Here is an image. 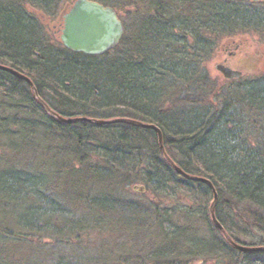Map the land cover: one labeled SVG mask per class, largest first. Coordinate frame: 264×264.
<instances>
[{
  "label": "trees",
  "instance_id": "trees-1",
  "mask_svg": "<svg viewBox=\"0 0 264 264\" xmlns=\"http://www.w3.org/2000/svg\"><path fill=\"white\" fill-rule=\"evenodd\" d=\"M64 1L12 0L0 7V64L27 76L38 96L63 118H127L156 125L170 158L185 173L212 182L218 194L216 216L226 232L241 244L232 231L264 237V75L237 84L212 79L208 71L224 40L255 35L264 42V0L137 2L120 45L103 56L66 49L30 10L53 16ZM93 1L116 8L113 0ZM2 80L34 107L22 123L29 130L28 146L39 126L71 141L77 155L83 151L90 159L96 153L100 160L90 161L89 174L77 172L95 187L143 184L148 192L199 190L214 199L208 184L181 177L165 160L157 132L124 123L61 122L44 111L24 79L0 71ZM45 182L42 174L11 168L0 172V194L24 204L25 229L70 244L80 237L81 222L48 194ZM92 200L110 219L128 224L146 216L145 208L116 196L99 193ZM147 217L154 219V214ZM207 222L222 237L215 246L238 255L233 264H264V251L240 252L211 219ZM249 246H264V241ZM40 251L34 247L32 257ZM160 254L158 264H168L165 253ZM246 254L249 259L241 261ZM57 264L72 263L61 258Z\"/></svg>",
  "mask_w": 264,
  "mask_h": 264
},
{
  "label": "rangeland",
  "instance_id": "rangeland-1",
  "mask_svg": "<svg viewBox=\"0 0 264 264\" xmlns=\"http://www.w3.org/2000/svg\"><path fill=\"white\" fill-rule=\"evenodd\" d=\"M11 1L0 0V7L10 6ZM72 1L65 0L53 16L30 10L43 21L48 35L58 40L63 15ZM113 1L125 26L133 20L134 4L147 0ZM231 53L236 54L230 60L231 68L243 75L229 81L246 84L264 75V42L252 35L221 42L208 62L212 79H225L215 66L223 63ZM0 84V172L17 168L42 174L48 194L81 222L80 237L70 244L58 243L48 232L34 234L25 229L21 222L24 204L0 194V264H57L61 258L72 264H158L162 261L160 253H165L164 262L168 264H233L238 259L231 250L215 246L222 237L207 222L211 219L213 197L206 199L199 190L153 193L143 184L124 186L114 182L109 187H95L77 172L84 169L88 173L90 161L97 163L100 157L95 153L88 159L83 151L77 155L71 141L39 126L30 135L33 143L28 146L25 132L29 130L22 123L30 117L34 107H29L20 95L10 92L9 81L2 80ZM141 187L144 192H140ZM99 193L134 202L147 210L146 216L128 224L117 217L102 216L98 207L92 205L93 196ZM149 213L154 214V219L147 217ZM61 222L53 219L58 226L63 224ZM232 233L248 246L264 241V237L254 232ZM36 246L46 257L43 254L32 257ZM245 259H249L247 254L240 258L241 261Z\"/></svg>",
  "mask_w": 264,
  "mask_h": 264
},
{
  "label": "water",
  "instance_id": "water-1",
  "mask_svg": "<svg viewBox=\"0 0 264 264\" xmlns=\"http://www.w3.org/2000/svg\"><path fill=\"white\" fill-rule=\"evenodd\" d=\"M63 25L61 34V42L64 47L74 53H81L86 56H103L115 50L123 40L126 33V28L119 18L118 13L112 7L105 6L93 0H73L70 8L63 16ZM216 70L223 75L226 80H237L242 77V72L232 69L224 63L217 64ZM0 71L8 72L11 75L24 79L32 88V94L36 101L43 107L44 111L64 123H73L84 120L93 124H109V123H124L139 128L150 129L157 132L158 143L164 155L165 160L176 170L183 178L194 182L208 184L213 190L214 199L210 208V217L214 225L221 231L226 242L240 252L252 253L264 251V246H248L236 242L225 230L216 216V205L218 194L212 182L206 178L185 173L167 154L164 145L162 131L153 124L120 118L113 120H92V119H66L54 112L37 94V90L32 81L25 75L14 70L13 68L0 64ZM137 186L134 187V190ZM140 192L144 189L139 188Z\"/></svg>",
  "mask_w": 264,
  "mask_h": 264
},
{
  "label": "flooded vegetation",
  "instance_id": "flooded-vegetation-1",
  "mask_svg": "<svg viewBox=\"0 0 264 264\" xmlns=\"http://www.w3.org/2000/svg\"><path fill=\"white\" fill-rule=\"evenodd\" d=\"M60 22H61V21H60ZM60 25H61V31H62V29H63V22H62V24H60ZM235 57H236V54H235V53H231V54L228 55V57L225 58V60L223 61V63H224L225 65L231 67L230 60H231L232 58H235Z\"/></svg>",
  "mask_w": 264,
  "mask_h": 264
}]
</instances>
